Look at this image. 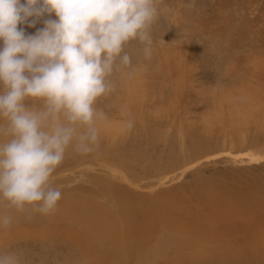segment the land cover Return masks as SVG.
<instances>
[{"label": "rangeland", "instance_id": "1", "mask_svg": "<svg viewBox=\"0 0 264 264\" xmlns=\"http://www.w3.org/2000/svg\"><path fill=\"white\" fill-rule=\"evenodd\" d=\"M155 6L153 54L145 60L136 42L125 49L131 66L114 70V90L94 105L93 151L76 153L74 140L52 175L62 193L55 211L24 219L0 200V212L14 218L0 228V253L18 251L23 264H264V246L254 244L246 222L229 220L221 208L232 207L248 186L264 195V0ZM42 26L18 25L26 33ZM148 207L166 208L174 226H142ZM120 208L108 240L117 247L133 237L140 243L120 252L126 260H113L116 250L105 252L85 222ZM130 218L137 229L127 238Z\"/></svg>", "mask_w": 264, "mask_h": 264}, {"label": "clouds", "instance_id": "2", "mask_svg": "<svg viewBox=\"0 0 264 264\" xmlns=\"http://www.w3.org/2000/svg\"><path fill=\"white\" fill-rule=\"evenodd\" d=\"M156 3L0 0V200L8 208L29 220L55 211L62 193L52 175L74 140L78 153L93 151L94 105L114 90V70L131 66L125 49L136 42L145 60L153 54ZM38 21L34 33L18 27ZM13 219L0 213V228ZM0 264H23L22 254L0 253Z\"/></svg>", "mask_w": 264, "mask_h": 264}, {"label": "bare ground", "instance_id": "3", "mask_svg": "<svg viewBox=\"0 0 264 264\" xmlns=\"http://www.w3.org/2000/svg\"><path fill=\"white\" fill-rule=\"evenodd\" d=\"M72 151V150H71ZM70 151V152H71ZM76 153H78L76 151ZM70 154V153H69ZM73 154V153H72ZM88 175V174H87ZM90 177V176H89ZM138 183V182H137ZM131 185V184H130ZM140 185V184H139ZM100 186V185H99ZM110 189V188H109ZM112 189V188H111ZM124 188H122L123 190ZM253 191L255 193V195L252 197V195H248L249 191ZM120 191V190H119ZM109 192V191H108ZM98 193V192H96ZM118 193V192H117ZM124 192H122L123 194ZM129 194V192H127ZM127 193H126V196H127ZM109 194V193H108ZM110 194H111V190H110ZM113 194V193H112ZM116 195V194H114ZM120 195V193H119ZM98 196H99V193H98ZM107 196V195H106ZM110 196V195H108ZM122 197V195H120ZM125 196V197H126ZM244 196V198H243ZM105 197V196H104ZM117 197L118 194H117ZM115 197V198H117ZM119 197V198H121ZM239 197H240V200L237 201L236 198H233L234 199V202L235 204L232 206V207H229V208H226L224 206H222L221 208L224 210V213L226 215H224L226 218L228 217L229 220H231V216L234 217L235 219H239V220H242L243 222H246L245 226L247 228V230L249 231L250 234H252L251 236H255V240H257L256 242H254L255 245H261V246H264V240L262 238L263 236V231H264V195H261L259 193H256L255 192V189L254 188H251V186H248L247 189H245V191H243V193L239 194ZM110 199V197H108ZM115 198H112L111 200L115 199ZM128 198V197H127ZM108 199V200H109ZM122 199V198H121ZM130 199V198H128ZM70 200V199H69ZM124 200V199H123ZM135 201V199H133ZM227 201V203L229 202L227 199H225ZM224 200V201H225ZM78 201V199H77ZM110 201V200H109ZM125 201V200H124ZM133 201V202H134ZM89 202V201H88ZM113 202V201H112ZM117 202V201H116ZM123 202V201H121ZM128 202V201H127ZM213 202V201H211ZM125 203V202H123ZM75 204V203H74ZM91 204V202L89 203V205ZM119 204V203H118ZM204 204L207 205V203H205L204 201ZM223 204V202H222ZM2 205V204H1ZM0 205V206H1ZM61 205V204H60ZM63 205V204H62ZM69 205V204H68ZM96 205V204H95ZM67 206V205H65ZM82 206V205H81ZM88 206V205H87ZM91 206V205H90ZM120 207H123L124 205H120ZM171 206V205H170ZM5 207V206H3ZM64 208V207H63ZM128 208L130 211H132V207H126ZM8 209V208H6ZM61 209V208H60ZM87 209V207H86ZM106 209L108 210L107 206H93L92 207V211H102L104 212L103 210ZM171 209V208H170ZM10 210V208H9ZM121 208L119 209L118 211V214L116 215H109V217L106 219H104L101 215H96V219H93L91 221H88V222H85L87 224V229H94V231L97 233V235H100L99 238L102 239V244L105 245V249L104 251L105 252H109L112 254V251H115L116 250V257L114 256L113 260H116V259H120V260H126L127 259V254L125 255H122L120 252H125L126 253V250L127 248L129 247H132L134 244H136L137 242L140 243V240L136 241L134 239V237L132 239H130V241L124 245H119L117 247V245L115 243H112L108 240V237H107V234H108V227H109V222H112L116 219H119L120 218V215H121ZM134 211V210H133ZM171 211V210H170ZM4 212V211H3ZM16 212V211H15ZM63 212V211H62ZM1 213V212H0ZM6 213H7V210H6ZM92 213V212H91ZM105 213V212H104ZM214 213V212H213ZM65 214V213H64ZM90 214V213H89ZM182 215V214H181ZM18 216V215H16ZM74 216V214H73ZM105 216V215H104ZM139 216V215H138ZM146 216H147V219H143L142 222H141V225L142 226H148V224H150L151 227H154L155 229L157 227H160L162 224L164 225L163 221L166 223V224H169L170 227H173L174 224L172 225V223L167 220L170 216L168 214V210L166 208H150L148 207L146 209ZM186 216V215H185ZM199 216V215H198ZM216 216V215H215ZM35 217V216H34ZM33 217V218H34ZM210 217V216H209ZM21 218V217H19ZM68 218V217H67ZM75 218V217H74ZM214 218V217H212ZM26 219V218H24ZM220 219V218H219ZM15 220H16V217H15ZM224 220V219H223ZM14 221V220H13ZM19 221V220H18ZM21 221V219H20ZM19 221V223H20ZM26 222V220H24ZM38 221V220H37ZM60 221V220H59ZM149 221V222H148ZM222 221V220H221ZM22 222V225H23V220L21 221ZM55 222V221H54ZM62 222V221H61ZM64 222V221H63ZM17 223V222H16ZM30 223V222H29ZM27 224L29 225L28 227H30V224ZM49 223V222H48ZM125 223H126V234H125V237L127 236V238H130L135 232H136V229H137V222L134 220V219H126L125 220ZM221 223V222H220ZM230 222H228L227 226L229 225ZM236 223V222H235ZM18 225V224H17ZM16 225V226H17ZM27 225H23V226H27ZM36 225V224H35ZM205 225V224H204ZM20 226V225H18ZM80 227V226H79ZM10 228V227H9ZM23 229L25 227H22ZM4 229V228H3ZM8 229V227H7ZM11 229V228H10ZM9 229V230H10ZM54 229V228H53ZM20 230V229H19ZM57 230V229H56ZM18 231V230H17ZM23 231V230H21ZM16 232V231H15ZM24 232V231H23ZM252 232V233H251ZM253 232H257V233H253ZM18 233V232H17ZM16 233V234H17ZM22 233V232H21ZM261 233V236L260 234ZM15 234V233H14ZM213 234V233H212ZM8 235V234H7ZM6 237V236H5ZM21 237V236H20ZM16 238V237H15ZM22 238V237H21ZM180 238V237H179ZM212 238V237H211ZM248 238V237H247ZM252 238V237H250ZM261 239V240H260ZM89 241V240H88ZM262 241V242H261ZM73 242V241H72ZM91 242V241H90ZM101 242V241H100ZM144 242V241H142ZM174 242V241H173ZM172 242V243H173ZM159 243V242H158ZM144 244V243H143ZM87 249V248H86ZM94 249V248H93ZM152 251V250H151ZM152 253V252H151ZM167 254V253H166Z\"/></svg>", "mask_w": 264, "mask_h": 264}]
</instances>
